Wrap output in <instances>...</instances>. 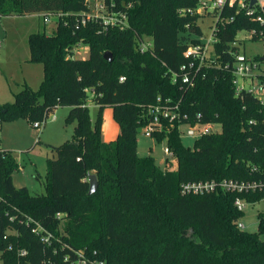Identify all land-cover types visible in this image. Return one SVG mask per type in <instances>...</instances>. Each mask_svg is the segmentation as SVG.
Masks as SVG:
<instances>
[{
	"label": "trees",
	"instance_id": "1",
	"mask_svg": "<svg viewBox=\"0 0 264 264\" xmlns=\"http://www.w3.org/2000/svg\"><path fill=\"white\" fill-rule=\"evenodd\" d=\"M113 1L132 4L124 31L80 25L87 0H0V18L63 14L50 34L29 36L31 62L42 66L43 79L37 90L24 84L12 105H0V119L24 117L33 126L61 106L70 108L68 121H79L73 142L50 146L45 194L16 186L18 162L0 150V264H67L65 257L81 249L96 251L106 264H264V213L259 231L249 232L239 228L246 212L235 206L237 198L262 204L264 192L182 194L188 183L264 180V106L247 91L238 95L231 74L238 34L261 28L225 9L234 20L216 36V66H202L190 87L181 67L203 35L201 17L179 10L198 0ZM143 36L152 38V52H139L136 38ZM76 47H87L88 57L75 58ZM89 93L98 108L93 130L83 126ZM160 104L175 119H162L152 138L174 153V169L137 156V135ZM106 107L119 125L114 142L101 139ZM197 123L220 124L221 131L197 139L194 148L184 145L180 126ZM91 174L98 179L93 194ZM37 226L40 233L33 232ZM20 250L27 254L20 257Z\"/></svg>",
	"mask_w": 264,
	"mask_h": 264
},
{
	"label": "rangeland",
	"instance_id": "2",
	"mask_svg": "<svg viewBox=\"0 0 264 264\" xmlns=\"http://www.w3.org/2000/svg\"><path fill=\"white\" fill-rule=\"evenodd\" d=\"M42 19L25 16L23 18H0V105H12L15 95L22 90L23 84L37 90L42 81L41 66L27 62V34L40 32ZM216 20L211 16L199 20L203 37L207 42L211 37ZM51 30L47 29L46 34ZM242 40V51L250 59L264 57V44L261 40H252L249 34L242 32L238 35ZM89 50L85 47L74 54L75 58L86 59ZM248 84L247 81L240 83ZM242 83V84H243ZM92 95L88 94V103L83 126L85 130H93L98 114V108L91 102ZM70 108L58 106L46 119L41 129L34 128L26 118L2 116L0 119V150L8 151L18 162V169L13 173L16 186H26L31 194H45V182L48 175L49 160L53 159L50 146H60L65 142H73L76 136L78 120L68 121ZM101 139L104 142H114L117 138L119 125L113 119L111 107L103 110ZM88 123V124H86ZM215 131H220L218 126ZM153 137V136H152ZM181 139L184 145L194 148L196 139L186 134V128H181ZM165 142L155 138H147L142 132L137 135V156L145 159L152 156L161 170L176 168V158L167 161L164 153ZM82 201V200H81ZM86 202V200L84 201ZM87 203V202H86ZM85 203V205H86ZM264 213V203L249 206L242 223L249 232L259 231L258 213Z\"/></svg>",
	"mask_w": 264,
	"mask_h": 264
},
{
	"label": "built area",
	"instance_id": "3",
	"mask_svg": "<svg viewBox=\"0 0 264 264\" xmlns=\"http://www.w3.org/2000/svg\"><path fill=\"white\" fill-rule=\"evenodd\" d=\"M88 1V11L83 13L80 17V25H87L88 23L95 22L99 23L106 30L108 28H117L121 31L129 28V12L132 8V4H125L121 2L117 6L115 1L107 0H87ZM117 8V9H116ZM225 9H235L236 15H244L250 18L253 22L257 23L261 30L250 29L246 32L249 34L252 40H261L264 44V0H256L255 4L252 5V0H198L197 5L194 8L181 9L179 10L180 15H198L203 18L206 16H211L216 20L215 25L212 30L211 37L207 42L202 40L203 35L199 38V43L190 45L185 51L184 55L191 61L188 65H183L181 67L182 72V82L184 84L194 86V77L198 75L202 66L212 67L216 66V49L215 43L217 42V34L220 28L225 25V22H231L234 20V16L226 17L223 16V11ZM46 25L50 24L54 19L63 17L60 13H38ZM57 23V22H56ZM239 33V34H240ZM238 34V35H239ZM138 49L141 54L146 52H152L153 50V40L151 37L143 36L136 38ZM238 50L234 54L235 62L232 66L233 75V85L236 93L239 95L244 91L253 94L258 98L261 105L264 106V57L257 59L256 57L250 59L247 57L242 49V40L237 36L236 42L233 44ZM85 47H76V51H81ZM87 48V47H86ZM232 50V49H231ZM197 62V63H196ZM226 68H229L226 66ZM247 81L248 84L240 83V81ZM120 81H124V78H120ZM176 82V80H174ZM176 108V107H175ZM174 108V109H175ZM178 108V106H177ZM151 117L150 122L142 129V133L147 138H152L155 132H159L162 129V119H167L169 121L175 119V114L170 106L156 105L150 109ZM200 117V116H198ZM47 119V118H46ZM46 119L41 122H35L33 124L34 128L41 129L45 123ZM218 126L221 128L220 124L207 123L195 125H182L179 128L181 135V128H186L187 136L193 139H200L204 136L216 134L220 131H215L214 127ZM164 153L167 156V161L170 162L175 158L174 153L166 146ZM223 190L225 192H237L240 194L244 193H257L264 192V180L247 182L238 181L233 179H226L220 182L208 181V182H198V183H188L182 186V194L184 195H202L206 193H212L217 190ZM1 202V197H0ZM235 206L239 211L246 212L250 204L242 199L237 198L235 201ZM239 228L245 230V225L240 222ZM43 229L37 226L33 229V232L40 233ZM45 242H50V236L44 238ZM11 249V247H10ZM75 257L70 259L65 257L67 264H106L105 261L98 259V253L96 251L89 252L84 249L73 250ZM27 254L25 250L19 251V256L23 257Z\"/></svg>",
	"mask_w": 264,
	"mask_h": 264
},
{
	"label": "crops",
	"instance_id": "4",
	"mask_svg": "<svg viewBox=\"0 0 264 264\" xmlns=\"http://www.w3.org/2000/svg\"><path fill=\"white\" fill-rule=\"evenodd\" d=\"M25 16H30V15H25ZM25 16H8V17H3V18H10V17H12V18H23V17H25ZM31 17H34V18H38V19H42V21H40V24H41V31L40 32H35V33H46V30L47 29H49V30H51V32L56 28V25H57V21H56V19H54L50 24H48V25H46L45 23H44V21H43V18L37 13V14H31ZM31 34H34V33H31ZM31 34H27L28 36H27V41H28V38H29V36L31 35ZM88 49V48H87ZM26 51H27V56L30 58L29 60H27V62H30L31 61V53H30V49H29V45L27 44V46H26ZM35 65H37V64H35ZM38 66H40V65H38ZM41 68H42V66H41ZM42 71H43V68H42ZM42 79H43V75H42ZM26 84V83H25ZM23 86H24V84H23ZM23 88V87H22ZM118 134H119V130H118V132H117V136H118Z\"/></svg>",
	"mask_w": 264,
	"mask_h": 264
},
{
	"label": "water",
	"instance_id": "5",
	"mask_svg": "<svg viewBox=\"0 0 264 264\" xmlns=\"http://www.w3.org/2000/svg\"><path fill=\"white\" fill-rule=\"evenodd\" d=\"M256 0H252V5L255 4ZM104 58L107 60V61H110L112 62L113 60V55L111 52H106L104 54ZM89 184H90V191H89V194H93L96 192L97 188H98V179H97V176L95 174H91L89 176Z\"/></svg>",
	"mask_w": 264,
	"mask_h": 264
}]
</instances>
